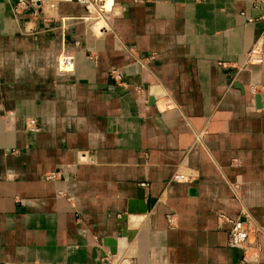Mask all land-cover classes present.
Returning a JSON list of instances; mask_svg holds the SVG:
<instances>
[{"label": "crops", "instance_id": "crops-1", "mask_svg": "<svg viewBox=\"0 0 264 264\" xmlns=\"http://www.w3.org/2000/svg\"><path fill=\"white\" fill-rule=\"evenodd\" d=\"M15 4L0 0V264H248L218 216L264 230V25L240 16L258 15L249 1L98 0L99 38L74 1L49 22ZM259 40L262 63L240 68ZM140 190L156 203L128 215L127 242L118 221ZM249 241L264 264V231Z\"/></svg>", "mask_w": 264, "mask_h": 264}, {"label": "built area", "instance_id": "built-area-1", "mask_svg": "<svg viewBox=\"0 0 264 264\" xmlns=\"http://www.w3.org/2000/svg\"><path fill=\"white\" fill-rule=\"evenodd\" d=\"M61 1H74L78 5L84 8L85 10V19L89 22V29L91 34L95 38L101 37L106 31L109 30V16H106L102 13V10L98 8V0H16V4L14 7V12L16 14H20L22 11L26 10L27 8H33L42 12L45 15L46 21H50L53 18L54 12L57 9V5ZM250 3L251 8L254 11L258 12V15L255 17H247L245 12H240V16L245 17L247 23L253 22H261L264 25V0H248ZM121 8L118 6H113L110 10V17H117L121 15ZM100 21L105 23V26L97 27V32L94 31L95 25H97ZM261 40L257 41L249 50L246 52L243 58V63L240 68H245L248 65H258L262 63L263 54L261 49ZM151 58L143 59L144 61H149ZM225 66V65H222ZM111 77L114 80H120V74L117 71L111 72ZM138 94H140V90H136ZM196 140L199 141L198 136ZM52 177V176H51ZM173 180L175 181H184L180 174H175L173 176ZM142 187H146V184H142ZM230 189L234 198L237 200L241 199L240 194V183L234 182L230 184ZM242 215H246L245 209H241ZM172 216H167L168 222L171 224ZM218 220L220 224H225L227 229L228 235V245L230 248L239 249L244 254V260L248 264H256L257 257L256 254L259 252L260 248L258 244L255 242L249 241V236L251 232H262L259 227L251 226L248 221H242L240 216L235 218H230L226 215H219ZM125 264V262H122ZM130 264V263H126Z\"/></svg>", "mask_w": 264, "mask_h": 264}, {"label": "water", "instance_id": "water-1", "mask_svg": "<svg viewBox=\"0 0 264 264\" xmlns=\"http://www.w3.org/2000/svg\"><path fill=\"white\" fill-rule=\"evenodd\" d=\"M149 101L150 103H152V99H149ZM257 101H258V97H256V102ZM155 203L156 200L145 198L143 190L138 191L136 199L128 202V208L126 214L122 215L118 221V225H119L117 228L118 238H125L127 242H130L134 237L135 232L126 230V221L128 215L145 214L150 210V208L154 206ZM103 243L105 246L109 248L110 255H115L117 253L116 239H107Z\"/></svg>", "mask_w": 264, "mask_h": 264}, {"label": "bare ground", "instance_id": "bare-ground-1", "mask_svg": "<svg viewBox=\"0 0 264 264\" xmlns=\"http://www.w3.org/2000/svg\"><path fill=\"white\" fill-rule=\"evenodd\" d=\"M127 222V221H126Z\"/></svg>", "mask_w": 264, "mask_h": 264}]
</instances>
